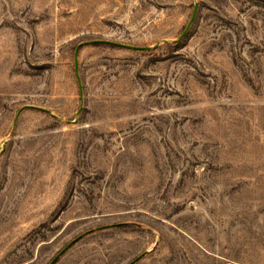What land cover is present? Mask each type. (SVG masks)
I'll list each match as a JSON object with an SVG mask.
<instances>
[{"label":"rangeland","instance_id":"rangeland-1","mask_svg":"<svg viewBox=\"0 0 264 264\" xmlns=\"http://www.w3.org/2000/svg\"><path fill=\"white\" fill-rule=\"evenodd\" d=\"M79 237L53 264H264V0H0V264Z\"/></svg>","mask_w":264,"mask_h":264},{"label":"water","instance_id":"water-1","mask_svg":"<svg viewBox=\"0 0 264 264\" xmlns=\"http://www.w3.org/2000/svg\"><path fill=\"white\" fill-rule=\"evenodd\" d=\"M197 6L195 7V10H194V13H193V16H192V19L187 27V29L185 30V32L182 34L181 36V39L186 35V33L188 32L189 30V27L191 26V24L194 22L195 18H196V14H197ZM95 43H100V44H109V45H114V46H119V47H124V48H127V49H133V50H150L149 47H136V46H128V45H122V44H118V43H114V42H109V41H92V42H88V44H95ZM81 46H79L77 48V52H76V64H77V61H78V51L80 49ZM76 68H77V65H76ZM81 237V236H80ZM77 238L76 240H74L73 242H71L52 262V264L64 253L66 252L73 244H75L79 239ZM141 257H139L137 260H139ZM137 260H135L134 262H136Z\"/></svg>","mask_w":264,"mask_h":264}]
</instances>
